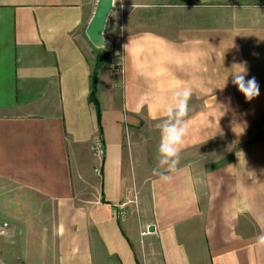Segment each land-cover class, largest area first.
Returning <instances> with one entry per match:
<instances>
[{"label": "crops", "instance_id": "1", "mask_svg": "<svg viewBox=\"0 0 264 264\" xmlns=\"http://www.w3.org/2000/svg\"><path fill=\"white\" fill-rule=\"evenodd\" d=\"M97 1L0 0V212L10 253L21 264H264V1L113 9L105 31L124 73L117 85L109 64L98 76L99 178L89 99L97 48L86 34ZM146 6L168 17L138 27ZM210 7L234 16L176 17ZM242 63L260 85L251 102L232 84ZM183 87L193 93L189 132L162 182L156 125ZM133 184L138 210L119 218Z\"/></svg>", "mask_w": 264, "mask_h": 264}, {"label": "clouds", "instance_id": "2", "mask_svg": "<svg viewBox=\"0 0 264 264\" xmlns=\"http://www.w3.org/2000/svg\"><path fill=\"white\" fill-rule=\"evenodd\" d=\"M235 66L236 70L231 74L232 84L243 94L247 102H251L260 95V85L255 77L246 78L248 76L246 63ZM192 94L191 87H183L177 90L171 102L164 109L163 118L156 125L160 132L158 167L166 166V168L164 171L154 169V173L159 176L162 182H171L173 177L168 173L175 172L179 164L185 137L189 132L187 117L190 111L189 101L192 98ZM256 245L264 248V232L256 237Z\"/></svg>", "mask_w": 264, "mask_h": 264}, {"label": "rangeland", "instance_id": "3", "mask_svg": "<svg viewBox=\"0 0 264 264\" xmlns=\"http://www.w3.org/2000/svg\"><path fill=\"white\" fill-rule=\"evenodd\" d=\"M159 1L161 0H115L114 4V10L117 9H124L127 10L128 8H134V12L137 11V4L139 3H145V5H151L152 3L157 4L159 3ZM178 1H186V0H178ZM191 3H203V4H208L210 6L212 5H223L224 3H234V2H241L242 0H189ZM256 1H264V0H256ZM127 3L133 5L132 6H128ZM210 11H206L207 13H203L200 15V13L193 11V13L189 16H187L184 13H181L182 11L176 13V17H178V19H184L185 17H193L192 19H194V22L198 20V18L200 17H204L205 15L207 16V18L210 21V24L212 22V24H216L219 21L220 22H224L222 20H224V18H232L234 16L233 10H224L223 11V7H219V8H214L212 9V7L209 8ZM142 14L138 15L140 19H142V24L138 25V27L143 26V27H148V28H155L156 25H158V21L162 20L165 16L168 17L167 14L162 15L161 11L159 9V7H141L139 10ZM231 19H227V21H229ZM226 21V20H225ZM181 24V23H180ZM176 29H179L176 28ZM105 37L108 38L110 40V33L105 31ZM195 107V106H194ZM142 138V137H139ZM91 156L92 159L94 160L95 164H94V169L97 168L100 164H101V160L96 158L92 151H91ZM104 158V157H103ZM97 175L98 178L99 176L102 175L101 173H97L96 171H94ZM99 180H98V187H99ZM2 212H0V220H7V218H4L1 215ZM10 233L11 230H9V232L7 234H3L0 232V264H21L20 260L16 259L13 257V255L10 253Z\"/></svg>", "mask_w": 264, "mask_h": 264}, {"label": "built area", "instance_id": "4", "mask_svg": "<svg viewBox=\"0 0 264 264\" xmlns=\"http://www.w3.org/2000/svg\"><path fill=\"white\" fill-rule=\"evenodd\" d=\"M108 64L111 67L112 79L114 83L120 84L122 80V76L124 73V64L123 58L121 55L115 53V51H111L109 54ZM92 153L93 155L101 160V164L95 168L97 173H101L103 171L105 157H106V146L104 139L98 135L96 136L93 145H92ZM104 157V158H103ZM129 197L116 205V212L119 218H127L131 212V205L135 206V209L138 210L139 206V194L136 186L133 184L127 189ZM11 229V224L8 220H0V232L3 234H7ZM146 232L143 231V234Z\"/></svg>", "mask_w": 264, "mask_h": 264}, {"label": "water", "instance_id": "5", "mask_svg": "<svg viewBox=\"0 0 264 264\" xmlns=\"http://www.w3.org/2000/svg\"><path fill=\"white\" fill-rule=\"evenodd\" d=\"M115 0H98L91 20L86 28V34L95 47L112 51L114 46L111 40L105 37L108 18L113 11ZM154 226H150L153 230Z\"/></svg>", "mask_w": 264, "mask_h": 264}, {"label": "trees", "instance_id": "6", "mask_svg": "<svg viewBox=\"0 0 264 264\" xmlns=\"http://www.w3.org/2000/svg\"><path fill=\"white\" fill-rule=\"evenodd\" d=\"M97 48V55H96V63L91 75V90H90V96L89 99L92 103H94L97 111V118H98V123H99V135L103 138V131H102V126H101V116H102V111H101V104L97 96V91H98V76L100 69L103 65L108 64L109 60V54L111 51L105 50L104 48Z\"/></svg>", "mask_w": 264, "mask_h": 264}]
</instances>
